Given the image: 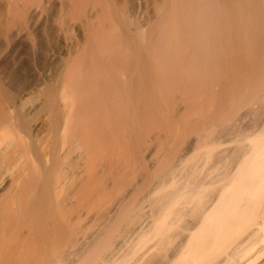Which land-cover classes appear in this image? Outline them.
<instances>
[{"label":"bare ground","instance_id":"1","mask_svg":"<svg viewBox=\"0 0 264 264\" xmlns=\"http://www.w3.org/2000/svg\"><path fill=\"white\" fill-rule=\"evenodd\" d=\"M0 264H264V0H0Z\"/></svg>","mask_w":264,"mask_h":264}]
</instances>
